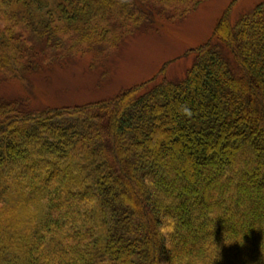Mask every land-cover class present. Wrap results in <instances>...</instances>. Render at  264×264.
<instances>
[{"label":"trees","instance_id":"16d2710c","mask_svg":"<svg viewBox=\"0 0 264 264\" xmlns=\"http://www.w3.org/2000/svg\"><path fill=\"white\" fill-rule=\"evenodd\" d=\"M203 1L0 0V81L25 91L0 96V264H196L210 247L213 264H264V0L233 21L231 0L179 79L30 99L50 64Z\"/></svg>","mask_w":264,"mask_h":264},{"label":"rangeland","instance_id":"374dc122","mask_svg":"<svg viewBox=\"0 0 264 264\" xmlns=\"http://www.w3.org/2000/svg\"><path fill=\"white\" fill-rule=\"evenodd\" d=\"M230 1L204 0L179 19L160 20L127 36L117 48L99 50L103 56L78 53L50 64L41 73L30 76L31 103L35 106L79 104L113 96L123 88L152 78L161 67L167 79L181 78L192 61L190 49L208 38ZM260 1L236 0L231 20ZM2 95L14 98L25 95V91L17 81H0Z\"/></svg>","mask_w":264,"mask_h":264},{"label":"clouds","instance_id":"9594fccd","mask_svg":"<svg viewBox=\"0 0 264 264\" xmlns=\"http://www.w3.org/2000/svg\"><path fill=\"white\" fill-rule=\"evenodd\" d=\"M176 230V220L171 216H165L161 219L159 224L157 225L158 234L165 241V247H170L171 245L168 243L170 241L171 236L174 234ZM217 255L216 248L210 247L209 253L206 257H191L196 264H213L214 257ZM184 259L183 256L178 258L177 264H181V261Z\"/></svg>","mask_w":264,"mask_h":264}]
</instances>
